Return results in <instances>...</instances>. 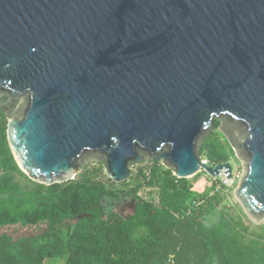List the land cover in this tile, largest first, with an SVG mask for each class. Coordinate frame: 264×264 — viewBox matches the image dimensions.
<instances>
[{
    "label": "water",
    "instance_id": "1",
    "mask_svg": "<svg viewBox=\"0 0 264 264\" xmlns=\"http://www.w3.org/2000/svg\"><path fill=\"white\" fill-rule=\"evenodd\" d=\"M0 110L34 182L157 162L179 179L215 129L242 165L235 197L264 225V0H0Z\"/></svg>",
    "mask_w": 264,
    "mask_h": 264
},
{
    "label": "trees",
    "instance_id": "2",
    "mask_svg": "<svg viewBox=\"0 0 264 264\" xmlns=\"http://www.w3.org/2000/svg\"><path fill=\"white\" fill-rule=\"evenodd\" d=\"M219 135L214 131L202 148L213 167L235 155ZM149 165V172H133L126 188L93 177L90 166L67 183L34 182L15 160L0 110V228L47 226L19 240L0 233V264L62 257L66 264H264V225H248L233 214L216 184L199 194L188 179L157 162ZM146 189L150 198L157 191L158 204L141 196Z\"/></svg>",
    "mask_w": 264,
    "mask_h": 264
},
{
    "label": "rangeland",
    "instance_id": "3",
    "mask_svg": "<svg viewBox=\"0 0 264 264\" xmlns=\"http://www.w3.org/2000/svg\"><path fill=\"white\" fill-rule=\"evenodd\" d=\"M216 131L217 133H220L218 131V126L215 127V129L212 131V133ZM211 133V134H212ZM221 134V133H220ZM219 138L223 141L225 138L221 135H219ZM202 161L206 163L208 166L213 167V164L208 160L207 157H202ZM229 163L232 166V172L230 177L227 178L226 174L224 172L221 173L219 176H212L206 171H202L197 176L188 179L190 182V185L192 186V190L196 193H204L209 189H212L214 184L217 186V191L221 194L223 197V205L227 206L231 210V212L242 214L245 217L246 223L248 225L254 224L251 219L246 215L244 209L240 205L239 201L235 197V191L239 186L240 178L242 175V165L240 161L236 158L235 155L230 159ZM150 163L143 164L138 168L134 169V174L140 169V168H147V172H149V165ZM89 172L91 175L95 178H102L107 179V175L104 169V166L102 164H91L89 165ZM83 171L80 172V174ZM79 174V175H80ZM133 174V173H132ZM124 184V183H123ZM120 187H124L122 184H119ZM151 189H146L141 192V196L148 200H152L155 204H158V193L157 191H152V198L151 196ZM128 200L125 202L120 203V208L122 209L125 207V205L128 204ZM216 218L214 215H211L209 217L210 220H213ZM213 222V221H211ZM47 226L45 224H41L38 226H28V227H22L20 225L17 226H8L4 228H0V233L7 234L8 236L12 237L14 240H19L24 237H34L40 233H43L46 231ZM67 257H62L58 259H51L46 260L44 264H66Z\"/></svg>",
    "mask_w": 264,
    "mask_h": 264
}]
</instances>
